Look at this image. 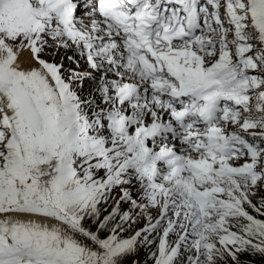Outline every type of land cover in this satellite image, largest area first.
Listing matches in <instances>:
<instances>
[{
	"label": "snow or ice",
	"instance_id": "snow-or-ice-1",
	"mask_svg": "<svg viewBox=\"0 0 264 264\" xmlns=\"http://www.w3.org/2000/svg\"><path fill=\"white\" fill-rule=\"evenodd\" d=\"M264 264V0H0V264Z\"/></svg>",
	"mask_w": 264,
	"mask_h": 264
}]
</instances>
